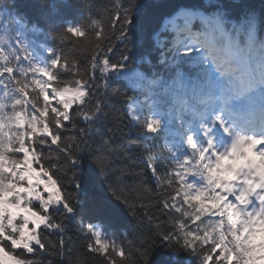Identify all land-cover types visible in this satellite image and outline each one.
I'll return each mask as SVG.
<instances>
[{
  "label": "snow or ice",
  "instance_id": "1",
  "mask_svg": "<svg viewBox=\"0 0 264 264\" xmlns=\"http://www.w3.org/2000/svg\"><path fill=\"white\" fill-rule=\"evenodd\" d=\"M28 7L32 6L21 5L17 2L12 5L17 13L14 22L22 23L25 28L29 27L31 19L28 13L23 11L24 8ZM73 7L71 3H68L64 6L63 12L55 9L51 11L50 15L65 18L71 13ZM121 7L123 8V5ZM139 7L140 5L136 3L135 9ZM234 7H239V5H234ZM4 8L6 5L0 4V9ZM2 15L3 12L0 11V16ZM111 18L117 23L123 20L129 26L134 24L136 20L135 17L127 15L126 10L124 15H120L118 11L113 12ZM195 21H199L200 25L209 31L206 33L193 31L192 26ZM96 27L97 31L102 34V22ZM65 30L69 34L78 35L80 33V30L73 26H68ZM31 31L38 32L40 28L36 23H32ZM261 31H264V15L258 19L254 12L245 13V23L242 29L235 30L236 37L233 38L232 33L225 31V24L220 15L209 17L199 12L182 10L166 19L162 26L158 24L147 39L149 42L154 39L157 46L164 47L166 42L161 39V33L171 32L174 34V39L170 42V51L174 57L193 56L194 53L205 52L203 56H194L193 66H198L211 57L215 71L223 76L233 70L226 66L233 58H244L247 52L255 50L257 44H259V48H264V41L258 36ZM241 32H243L247 42L244 47H241ZM217 34L227 40V47L224 49L223 56L217 55L215 44ZM4 42H6V37L0 36V48L3 47ZM21 51L24 53V58L28 59L27 47L24 46ZM112 51L114 49L109 45L108 48L102 49V55L99 52L94 53L95 60L90 58L88 69L97 89L94 101V94L83 79L75 78L71 74L66 79H60L57 72L62 60H57L54 53L51 67L55 68L56 72H49L44 68L36 69L33 66L34 70L47 76L51 84V88L43 96L45 101L48 100L49 95L64 101L67 91L78 88L81 102L79 105L65 103L62 107L54 105V110L63 113V115L55 125L48 124V127L52 129V138L43 136L42 139L45 144L39 145L37 138L33 137V147L37 151L46 146L50 150L54 149L57 156L55 161H50L48 164H44L42 155L40 157V164H43L44 168L47 169V182L40 178V172L31 171L33 165L28 164L27 160L24 161L29 171L20 176V182L26 181L27 185L33 187L18 189L19 192L26 195L20 197L16 206L11 210L12 216L7 226L0 223V255L6 261L11 260L13 264H42V260L35 259L37 252L43 254L49 253L53 249H59L62 256L65 247L70 249L71 245H66L64 240L67 228L53 214L63 213L65 218L75 216L77 208L73 205V199L76 202L83 199L86 207H81L80 210L89 214L115 216L125 208L128 212H132L138 206L142 215L145 217L150 215L148 205L143 200L130 202L125 197L115 195L114 182L123 184V181L129 176L133 180L134 188L144 187L142 181L145 172L132 171L129 167L123 164L118 165L113 161V154L117 152L122 153V155L117 156L116 160H131V154L114 147L108 138H102L101 145L97 146L95 151L89 149L84 141V137L90 132L91 126L98 123L104 114L103 101L99 99L98 93L101 89L107 91L108 82L105 73L110 75L117 67L124 70V63L114 64ZM127 59V56L121 57L123 62H126ZM17 61H19L18 55ZM63 62L67 67L66 60ZM179 63L180 61L177 59L176 64ZM76 69L78 72L79 65H76ZM17 71L21 75L26 74L24 68L17 69L9 66L6 69H0V78L5 73L16 77ZM210 71V69L205 68V75L208 76ZM134 76L144 79L143 74L139 72H135ZM176 76L182 78L183 73L177 71ZM129 77L130 73L126 72L125 78L129 79ZM16 83L20 84L18 77ZM209 83L211 84V80ZM253 89L264 94V62H258L252 70L244 74L243 86L238 94L251 93ZM19 90L24 92V95H28L23 85ZM65 109H67L66 112ZM127 115L133 125L141 128L142 135H151L160 129L161 120L155 110L148 108L147 113L144 114V108L138 102L129 101ZM229 117L232 118L231 127L221 116L214 118V124H218L224 134L223 136L219 132L213 135V129L202 124L203 138H201L196 133L191 132L192 126L188 124L189 134H186L185 139L190 155L187 159L183 157L174 158L176 162L172 172L176 174V178L181 183H184L182 176L186 171L193 178L199 175L206 181L199 187L193 188L192 185H187L185 189H177L187 198L193 211L189 212L184 207L169 203L171 194L168 199L162 200L160 203V207L179 213V216L176 217L177 225L175 227L177 232H183L185 245L191 247L193 251L196 250V247H203L202 264H256L258 258H264V239H262L264 237V173L256 165L257 160L264 159V106L258 113L254 114L252 119L244 123L233 118L231 112H229ZM205 118L203 115L201 116V120ZM76 120L85 122L88 127L81 128L76 124ZM67 130H71L72 135L65 137L63 132ZM170 134L174 135V133ZM224 136L228 137V141H225ZM127 142L129 144L135 143L132 140ZM217 142L227 144L223 153L216 150ZM85 149L88 151L85 152ZM166 150L170 154L173 151L167 147ZM26 151L27 149L23 147L19 150L21 155ZM213 152H215L214 156ZM146 153V168L151 173L156 185L159 186L161 184L160 168L157 166L154 154L150 151ZM60 154H63V159H61ZM230 159H232V171L226 172L224 169ZM207 161H211V163ZM86 162H90L93 172L92 188L95 195L91 202L88 201L84 185L81 182V175L85 170ZM53 163L56 164L55 169L52 166ZM108 168L113 169V175L109 180L100 182L97 191L96 177ZM217 169L220 170L219 173H217ZM68 171H71L70 181L74 195L73 193L66 194L64 181L57 174L63 172L64 175H67ZM257 176L260 177L258 181L256 180ZM169 183L171 184L172 181L169 180ZM105 184L107 188L104 187ZM145 190L150 191L151 189ZM217 190H219V194H217ZM106 192H111L112 197L105 195ZM70 196L72 199L69 198ZM202 197L209 201L208 205L202 203ZM192 201H195L196 204L193 205ZM183 217H187V221L183 220ZM79 223L81 226L83 225L82 217ZM49 229L58 233L59 238L56 241H51L49 237V242L45 243L42 234L47 235ZM84 230L88 236L85 243L86 251L90 254H101L105 264H115V243L108 242L106 234L92 223H89ZM10 231L11 235L9 234ZM174 235L175 233L163 231L159 233V238L167 243ZM22 241H27V243H22ZM119 255H125V253L120 252Z\"/></svg>",
  "mask_w": 264,
  "mask_h": 264
},
{
  "label": "trees",
  "instance_id": "2",
  "mask_svg": "<svg viewBox=\"0 0 264 264\" xmlns=\"http://www.w3.org/2000/svg\"><path fill=\"white\" fill-rule=\"evenodd\" d=\"M15 2L32 6L23 9L31 18L28 28L23 27L22 23L14 22L17 13L12 5ZM68 3L74 7L65 18L50 15L55 9L63 12L64 6ZM136 3L140 5L138 9H135ZM0 4L6 5V8L0 9L3 12L0 16V36L6 37V42L0 48V69H6L9 66L19 69L15 56L23 54L21 49L26 46L28 51L29 48H40L43 45L46 50L43 55L48 60V71H57L51 67L54 53L57 60H62L57 72L60 79H66L69 74L83 79L88 84V88L92 90L94 101L97 89L91 78L88 64L90 58L95 60L94 53L99 52L102 55V49L108 48L109 45L112 46L114 49L112 60L114 64L124 63V70L117 67L110 75L105 73L108 82L107 91L101 89L98 93L99 99L103 101L104 114L98 123L91 126L84 141L89 149L95 151L96 147L101 145L102 138L110 139L114 147L132 156L131 160H116L117 156L122 155L117 152L113 154L114 163L123 164L132 171L145 172L142 181L143 188H134L130 176L123 181V184L114 182V188L116 196L125 197L130 202L143 200L148 205L150 212L148 217L141 214L138 206L132 212H128L125 208L115 216L89 214L80 210L81 207H86L83 199L79 202L73 199V205L77 208L75 216L65 218L63 213L53 214L57 220L65 224L67 232L64 234V240L66 245H71V248L65 247L62 256L59 249L43 254L37 252L35 259L42 260V264H105L101 254H90L85 249L88 236L84 229L92 223L106 234L108 242L115 243V264H202L203 247H196L193 251L191 247L185 245L183 232L176 230V217L179 213L160 207L161 201L168 199L171 194L169 203L184 207L189 212L193 211L187 198L177 191V189H185L187 185L196 187L188 179L191 174L186 171L182 176L184 183H181L176 178V174L172 172L176 162L174 158L178 157L176 153L181 152L182 148L176 143L175 135L170 134L173 133L171 129L166 130L163 135H160L159 129L146 136L141 134L139 126L130 122L126 113L129 103L126 97L131 95V90L126 92L125 89L128 81L136 83L140 81L134 76L133 69L128 68V64L132 62L134 70L145 76L150 75L152 67L161 61L176 64V57L169 51L173 38L171 32L161 33V39L166 42L164 47L157 46L154 39L149 42L147 38L164 18L172 16L180 8H192L207 14L217 12L222 18L227 19L228 23L225 27L235 38V30L239 29L237 25H240L242 29L245 23L246 12H254L258 19L264 15V0H212L211 7L206 6V0H0ZM234 5H239V7H234ZM125 10L127 15L136 18L131 26L123 20L117 23L111 18L113 12L118 11L120 15H124ZM101 22L103 24L102 34L97 31L96 27ZM231 22L236 27L230 30ZM32 23H36L40 31H31ZM68 26L78 28L80 33L78 35L67 33L65 29ZM260 35L261 33H258V36ZM240 41L241 47L246 46L243 32L240 34ZM248 53L260 58L259 44L254 51L246 54ZM122 56L128 57L126 62L121 61ZM63 60H66L67 67ZM76 65H79L78 72ZM32 71L30 69L24 75L17 71L16 77L5 73L0 79V218L6 216L5 226L11 219V210L16 206L18 199L26 195L18 189L33 187L27 185L26 181L20 182V176L29 171L24 161L27 160L28 164L33 165L31 171L40 172V178L47 182V169L40 164V157L42 155L44 164H48L50 161H55L57 156L54 149L50 150L46 146L37 151L33 147V137L37 138L39 145L45 144L43 136L52 138V129L48 127V124L55 125L62 117V113L56 112L53 106L62 107L64 104L56 99L48 98L47 101L43 99L44 89L35 82ZM126 72L130 73L129 79L125 78ZM17 77L20 79L19 85L16 83ZM21 85L24 86L28 95H24V92L19 90ZM142 106L146 114L148 107ZM64 111L66 112V109ZM76 124L81 128L88 127L81 120H76ZM63 134L68 137L72 135V132L67 130ZM76 134L79 135V133ZM129 140L135 143L129 144L127 142ZM22 147L27 149L23 155L19 152ZM166 147L173 150L171 154ZM87 151L88 149H85V152ZM149 151L154 154L157 166L160 168L161 184L159 186L156 185L146 168V152ZM60 155L63 159V154ZM52 166L55 169L56 164L53 163ZM57 174L64 181L66 194L73 193L74 195L70 181L71 171H68L67 175L63 172ZM112 175V168L100 172L96 177V190H99L100 182L109 180ZM92 179L93 172L90 162H86L81 182L89 202L95 195ZM169 180L172 181L171 184ZM104 187L107 188V185L105 184ZM145 189L151 190L146 191ZM105 195L112 197L111 192H106ZM69 198L72 199V196ZM201 200L203 204H209L204 197ZM192 204L196 202L192 201ZM81 217L83 218L82 226L79 223ZM182 219L187 221V217ZM163 231L175 233V235L165 243L159 238V233ZM9 234H12L11 231ZM42 236L45 243L49 242V237L51 241L59 238V234L51 229L47 235L42 234ZM22 243H27V241H22ZM168 245L179 248V254L173 257L164 252L162 247ZM120 252L125 255H119ZM146 257L151 259L146 261ZM0 264H6L2 255H0ZM256 264H264V258H258Z\"/></svg>",
  "mask_w": 264,
  "mask_h": 264
},
{
  "label": "clouds",
  "instance_id": "3",
  "mask_svg": "<svg viewBox=\"0 0 264 264\" xmlns=\"http://www.w3.org/2000/svg\"><path fill=\"white\" fill-rule=\"evenodd\" d=\"M206 6L211 7L212 0H206ZM160 25H163L162 22ZM192 27L193 31L205 33L209 31L198 21H195ZM171 34L174 39V34ZM260 39L264 41V31H261ZM215 44L217 55L223 56L227 44L217 35ZM195 55L203 56L205 52H197L193 56L176 57L180 61L179 64L161 61L152 67L150 75L145 76L142 73L144 79L138 78L140 83L128 81L125 89L126 92L131 90V95L126 97L129 101L138 99L142 105L155 110L161 120L160 135L171 129L185 143V136L189 134L188 124L192 126L191 132L201 138H203L202 124L205 127L210 126L213 129V135L219 132L223 136L218 124H214L216 116H221L231 127L232 118L229 117V112L233 114V118L244 123L252 119L254 114L264 106V94L259 90H253L244 95L238 94L243 86L244 74L253 69L247 67L244 58H233L226 64L233 70L222 76L215 71L211 57L206 62L193 66L192 61ZM258 62H264V48H260ZM128 68L136 72L132 62H129ZM205 68L211 70L208 76L205 75ZM177 71L183 73L182 78L176 76ZM209 80H211V84ZM202 115L206 117L203 120H201ZM224 139L228 141L227 136H224ZM226 147V143L217 142L215 145L216 150L221 153L225 151ZM214 155L215 152H213ZM200 178L203 179L202 176ZM162 249L173 257L180 252L179 248H174L172 245L162 247ZM150 259V257H146V261Z\"/></svg>",
  "mask_w": 264,
  "mask_h": 264
},
{
  "label": "rangeland",
  "instance_id": "4",
  "mask_svg": "<svg viewBox=\"0 0 264 264\" xmlns=\"http://www.w3.org/2000/svg\"><path fill=\"white\" fill-rule=\"evenodd\" d=\"M39 68H44V66L41 65V64H39V65H38V69H39ZM44 69H45V68H44ZM46 77H47V76L43 75L42 73H40V72L38 71L37 78H38V80H39L42 84H44V85L47 84ZM57 98H58V97H57ZM58 99H59V98H58ZM59 100H60V99H59ZM60 101H61L63 104L68 103L69 105L81 102V96H80V91H79V89H78V88H77V89H70L69 91H67V92L65 93V100H64V101L60 100ZM5 263H6V264H13V262H12L11 260H9V261H6V260H5Z\"/></svg>",
  "mask_w": 264,
  "mask_h": 264
}]
</instances>
